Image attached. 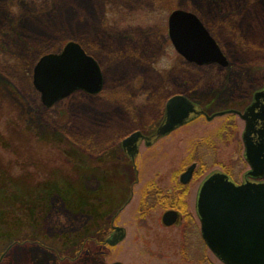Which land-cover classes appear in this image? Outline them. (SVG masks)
<instances>
[{
	"label": "rangeland",
	"instance_id": "obj_1",
	"mask_svg": "<svg viewBox=\"0 0 264 264\" xmlns=\"http://www.w3.org/2000/svg\"><path fill=\"white\" fill-rule=\"evenodd\" d=\"M178 8L201 18L229 66L176 51L168 18ZM71 40L99 62L103 90L46 107L34 66ZM263 84L264 0H0V264H225L202 238L195 203L212 172L240 180L248 168L240 139H222L227 116L142 143L134 161L122 140L154 133L175 92L211 114L243 109ZM155 185L175 191L178 223L162 221L172 202L144 205ZM114 225L126 230L117 244Z\"/></svg>",
	"mask_w": 264,
	"mask_h": 264
},
{
	"label": "water",
	"instance_id": "obj_2",
	"mask_svg": "<svg viewBox=\"0 0 264 264\" xmlns=\"http://www.w3.org/2000/svg\"><path fill=\"white\" fill-rule=\"evenodd\" d=\"M169 36L175 49L187 61L197 65L219 64L229 61L220 44L193 11L178 8L168 19ZM103 73L97 60L77 41H69L60 52L46 53L33 69V84L41 101L51 107L78 90L91 94L103 88ZM264 97V89L257 94ZM199 113L195 104L182 94L172 96L166 104V119L157 132L148 137L150 142L183 125L192 114ZM222 114V113H219ZM245 133L247 157L255 169H264V146H253ZM140 131L124 139V146L132 156L137 153ZM148 141V144L150 143ZM196 164L183 174L182 181L192 178ZM197 213L201 234L210 250L225 264H264V182L237 184L230 177L215 171L202 182L197 197ZM178 214L166 211L163 222L176 223ZM126 235L124 227L108 241L119 243ZM111 264H124L115 261Z\"/></svg>",
	"mask_w": 264,
	"mask_h": 264
},
{
	"label": "flooded vegetation",
	"instance_id": "obj_3",
	"mask_svg": "<svg viewBox=\"0 0 264 264\" xmlns=\"http://www.w3.org/2000/svg\"><path fill=\"white\" fill-rule=\"evenodd\" d=\"M229 64L230 63H228L226 66H222V65H219V64H215V63L208 64V65H218V66L224 68V67L229 66ZM198 66H200V65H198ZM203 66H206V65H203ZM103 86H104V82H103ZM263 89H264V84L261 85L260 87H258L257 89H255L250 94L249 102L247 103L246 107H244L243 109H238L237 107H234V106H231V107L230 106L229 107L226 106L224 108L217 109L216 111H214L211 114H209L204 109V107H203V105L201 103L195 101L190 96L186 95L185 93H177V92H175L174 94H171L167 98V100L165 102L163 118H162L157 130L159 129V127L163 124V122L166 119V104H167V101L172 96H174L176 94H182V95L186 96L189 100H191L195 104L196 108L199 110V113L192 114L191 118L188 119L183 125H185V124H187V123H189V122H191V121H193L196 118L201 117V116H205L208 120H213L214 118L220 117V116H227L226 122L222 123V125H221L222 128H223L222 135H221L222 139H226L229 142L233 141V140H236L238 138L240 139V142L243 145V159H244L245 163L247 164L248 168L243 171L240 180H238L236 178V174H234V172L232 170H226V171L222 170L221 172L227 174L230 177V179L233 180L237 184H242V183H245V182H264V169H255L254 167H252V165H251V163H250V161H249V159L247 157V146H246L247 142H246V138H245V133H246L247 129L249 128V131H248L249 132V136L247 137L249 142L251 144H253V146H258V145H261V144L264 146V97L262 95L257 96V94L259 92H261V90H263ZM102 90H103V88H102ZM219 113H222V114H219ZM236 118L240 119V121L243 124L241 132H238V135H237V129H238L237 128V122L235 121ZM183 125H180V126L176 127L174 130H176L177 128H179V127H181ZM157 130L154 133H152V134L143 132V130H141V129L135 130V131H140L142 133L143 137L139 138V140H138L139 141V146H138L137 153L135 154L134 157L132 156L130 149L124 146V139L126 137L130 136L133 132H135V131H132L128 136H126L122 140V147H123V150H124L125 154L129 158H131V160L134 161L135 157L139 154V148H140L142 143H145V145H147V146H151L155 142L160 140L161 138L169 135L170 133H172L174 131V130H172L171 132L159 137L158 139H156V140H154L152 142L147 140V138L152 136V135H154L157 132ZM212 139H213V137H212ZM207 140H210V137H208ZM148 141L150 142L149 144H148ZM208 143L212 144V142H209V141H208ZM193 164H196V163H193ZM196 166H195V169H196ZM195 169L193 171L192 178L194 176ZM187 170H185L180 175V182L181 183L188 184L191 181V179H192L191 178L190 180H188L186 182L182 181V176ZM217 171H220V170H217ZM203 181H204V179H203ZM155 186L153 187L154 189H152V190H150V188H149V191L147 192V196L145 197L146 201L144 202V205L155 204V201L158 200V199H159V201H164V202L165 201L172 202L173 200H175V197H174L175 195H171V193H175V191L174 192H171V191L165 192L163 189L161 190V188H158L157 186L156 187ZM198 192H199V189H198ZM198 192H197V196H196V202H197ZM150 202H153V203H150ZM195 207H196V215H197V217L199 219V216H198V213H197L196 203H195ZM169 210H174V211L177 212L178 217H177L176 223H178L180 221V219H181V216H182V213L179 210V207L175 206V204L172 202L171 205L169 206V208L167 209V211H169ZM162 221H163V216H162ZM176 223H174V224H176ZM114 229L116 231V225H114Z\"/></svg>",
	"mask_w": 264,
	"mask_h": 264
}]
</instances>
